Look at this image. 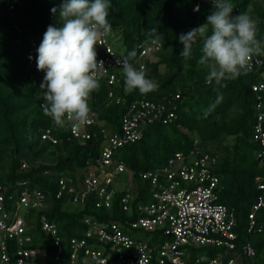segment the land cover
<instances>
[{"label": "trees", "instance_id": "1", "mask_svg": "<svg viewBox=\"0 0 264 264\" xmlns=\"http://www.w3.org/2000/svg\"><path fill=\"white\" fill-rule=\"evenodd\" d=\"M61 2L0 0V184L8 186L13 193L17 182L27 180L29 187H36L46 194L47 209L30 211L27 219L31 225V245L45 246L48 264H57V261L50 237L40 229L38 218L41 213L56 224L58 235L66 243L70 237L82 236L84 216L116 218L119 200L115 197L114 214L110 216L104 209L96 208L93 201L86 200L82 206L69 207L67 195L55 197L58 176L69 174L75 179L78 170L95 162L101 143L99 134L82 141L44 115L40 106L44 72L38 71L37 65L28 67L25 60L27 55L37 58V51L31 45L34 41L41 43L49 25L60 26L58 10ZM230 2L234 6L233 16L248 11L257 21L256 38L264 41V0ZM195 3L196 0H111L108 20L118 30L123 47L119 49L109 35L106 36L115 51L126 56L135 49L136 59L141 48L149 43L148 30L154 28L164 43L160 51L145 60L147 76L161 87L147 94L138 90L127 93L121 73L118 74L116 92L127 102L142 96L160 101L164 96L179 94L175 100V117L170 122L155 121L147 125L142 137L119 148L116 156L129 173L133 172L139 194L146 198L149 182L141 179L139 172L161 165L177 151L187 152L193 147L195 138L199 139L200 145L209 146L218 155L216 173L222 185L219 202L234 210L236 254L239 252L246 263L241 249L249 242L255 251L252 264H264V206L256 212V229L248 231L252 205L264 196V189H260L255 181V177L261 176L264 183V167L259 166V144L253 138L256 104L261 100L264 107V93L252 89L253 84L264 80V53L255 56L261 59L260 65H254L238 78L222 81L219 85L206 82L207 69L198 63L202 41L193 45L190 59L185 60L180 55L183 45L179 35L203 24L214 10L213 0L201 1L198 11L193 10ZM53 8H57L56 14L52 13ZM185 64L190 67L185 68ZM99 83V90L91 94L89 106L100 109L99 120L103 124L117 129L125 106L110 103L106 84L104 81ZM210 105L214 107L205 114ZM46 129H50L57 143L41 139ZM23 163L26 168H22ZM259 225L261 230H257ZM141 235L147 236V233ZM220 251L207 247L205 253L211 257ZM8 264H14L13 257Z\"/></svg>", "mask_w": 264, "mask_h": 264}, {"label": "built area", "instance_id": "2", "mask_svg": "<svg viewBox=\"0 0 264 264\" xmlns=\"http://www.w3.org/2000/svg\"><path fill=\"white\" fill-rule=\"evenodd\" d=\"M203 0H196L193 10ZM103 44L95 45L97 60L104 68L98 73L99 81L107 86V100L122 104L125 110L117 129L108 127L99 120L100 109L90 106L86 122L74 126L66 120L62 126L74 137L84 141L92 136H101L99 155L93 164H88L82 174L73 179L69 174L58 176L56 198L67 195L66 202L79 207L84 205L93 193L91 201L96 208L114 214V199L118 197V215L122 218L99 219L84 216V230L81 237H70L66 243L58 235V229L45 214L39 215L41 231L50 237L54 259L57 264H252L255 251L249 242L242 245L243 259L236 254V218L233 208L219 202L222 190L220 176L216 173L218 155L209 146H202L195 138L193 147L187 152L177 151L161 165L139 172L141 179L149 182L146 198L139 194V187L133 181V172L116 156L119 148L138 141L147 125L162 121L170 122L175 117V100L179 94L164 96L152 101L142 96L130 102L119 95V75L122 68L117 61L122 52L115 51L106 36ZM39 43L31 47L36 51ZM162 47L145 44L134 66H143L148 72L145 60ZM31 57V59H29ZM28 67L36 65L31 55L25 57ZM261 59L253 57L250 69L260 65ZM45 74V73H44ZM264 78V72L262 73ZM255 92L264 93V80L253 84ZM258 98H260L258 96ZM43 93L40 94V106ZM256 123L253 138L259 144L257 157L259 166L264 167V110L261 100L256 104ZM103 124V125H102ZM42 140L53 144L57 139L46 129ZM22 164V168H26ZM128 172L126 188H116L115 181L120 174ZM262 177H255L260 189H264ZM264 206V196L252 205L248 231L256 229V212ZM48 207L46 194L28 186L27 180L16 183L13 193L8 186L0 184V263L8 264L13 257L14 264H48L45 246H32L31 227L27 215L30 211H41ZM261 225L257 230H261ZM147 233V236L141 235ZM221 249L218 254L207 257L206 248ZM201 249L203 251H201Z\"/></svg>", "mask_w": 264, "mask_h": 264}, {"label": "clouds", "instance_id": "3", "mask_svg": "<svg viewBox=\"0 0 264 264\" xmlns=\"http://www.w3.org/2000/svg\"><path fill=\"white\" fill-rule=\"evenodd\" d=\"M213 5L214 10L203 24L181 33L178 39L183 45L180 55L185 60L192 57L193 45L202 41L198 63L207 69L206 82L219 85L249 71L252 58L264 53V41L256 38L258 24L248 11L233 16L230 0H213ZM111 7V0H62L58 10L60 26L49 25L36 50L37 70L45 73L40 85L41 108L58 126L68 120L80 127L88 118L89 99L100 88L98 73L105 69L103 61L97 60L95 45L103 44L100 38L113 33L108 20ZM198 10L199 6L194 9ZM51 11L56 14L57 8ZM147 36L150 45L163 47L155 28L148 30ZM136 55L133 49L117 61L125 92L138 90L147 94L158 90L161 85L147 76L145 68L131 62ZM213 107L210 105L205 114Z\"/></svg>", "mask_w": 264, "mask_h": 264}, {"label": "rangeland", "instance_id": "4", "mask_svg": "<svg viewBox=\"0 0 264 264\" xmlns=\"http://www.w3.org/2000/svg\"><path fill=\"white\" fill-rule=\"evenodd\" d=\"M110 40L114 43V45L116 47H118L119 49H123V47L121 46L120 40L118 39V30L113 28V33L109 35ZM230 141V140H229ZM84 172L83 169H81L79 172L77 171V174H82ZM129 173L128 172H124L122 174L119 175V177L117 178V180L114 183V186L118 189L120 188H126L127 187V182L129 180ZM71 207H75L74 205L70 204ZM201 251H203L201 249ZM1 264V263H0Z\"/></svg>", "mask_w": 264, "mask_h": 264}, {"label": "water", "instance_id": "5", "mask_svg": "<svg viewBox=\"0 0 264 264\" xmlns=\"http://www.w3.org/2000/svg\"><path fill=\"white\" fill-rule=\"evenodd\" d=\"M93 198V193H91L89 196H88V199L91 201Z\"/></svg>", "mask_w": 264, "mask_h": 264}, {"label": "crops", "instance_id": "6", "mask_svg": "<svg viewBox=\"0 0 264 264\" xmlns=\"http://www.w3.org/2000/svg\"><path fill=\"white\" fill-rule=\"evenodd\" d=\"M67 206L71 207V205L69 203H66Z\"/></svg>", "mask_w": 264, "mask_h": 264}]
</instances>
